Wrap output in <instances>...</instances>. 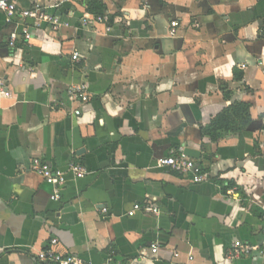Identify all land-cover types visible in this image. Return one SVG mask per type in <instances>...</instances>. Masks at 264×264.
I'll return each mask as SVG.
<instances>
[{
	"label": "crops",
	"instance_id": "crops-1",
	"mask_svg": "<svg viewBox=\"0 0 264 264\" xmlns=\"http://www.w3.org/2000/svg\"><path fill=\"white\" fill-rule=\"evenodd\" d=\"M13 1L66 25L10 48L0 13V264H33L52 239L88 264H264V0H103L108 27L81 26L85 0ZM82 84L88 101L70 102ZM237 103L241 133L201 134ZM185 149L202 183L157 167ZM33 158L87 174L67 173L54 202ZM134 204L159 213L128 216Z\"/></svg>",
	"mask_w": 264,
	"mask_h": 264
},
{
	"label": "built area",
	"instance_id": "built-area-1",
	"mask_svg": "<svg viewBox=\"0 0 264 264\" xmlns=\"http://www.w3.org/2000/svg\"><path fill=\"white\" fill-rule=\"evenodd\" d=\"M47 7L33 6L32 8L23 9L18 7L13 0H0V13L4 16V21L7 24H13L14 29L9 34L8 46L14 48L16 44L21 41L22 43L28 42L32 38L31 29L36 31L40 30L45 33H57L63 26L66 25L62 21L61 16L56 15L48 11ZM93 24L107 25L109 24V16L105 12L103 15H92L85 13L81 19V26L88 27ZM179 24L176 20L169 23L168 35L174 37L177 34ZM108 29V28H107ZM72 61H79V54L77 52L72 54ZM261 67V73L264 78V65L259 63ZM0 95H8L6 93V85L3 80H0ZM67 99L70 102L79 100L81 103L88 101L87 86L85 84L76 85L71 87L67 92ZM74 116H79L80 110H74ZM159 168H169L172 171L178 173L181 176H190L194 184L202 183L205 180V174L202 167L197 164L193 159L184 155L183 150L172 153L169 157L160 158L156 162ZM30 171L36 174L42 179V181L51 187L50 199L54 202L60 200V189L67 182V173H70L74 179H81L87 174V170L79 164L69 165L67 172L55 169L50 166L46 161L41 158H33L30 165ZM228 195H232V191L227 192ZM103 212L106 210L103 209ZM138 211H148L154 215H158V210L155 208L150 209L147 206H141L140 204H134L132 209L127 213L128 216H133ZM261 220L264 222V211L261 215ZM264 235V229L262 230ZM57 244L56 239L50 241L49 246L43 250H39L33 255V264H88L74 256L73 254H61L54 250V246ZM159 246L157 243L150 245V252L156 255ZM250 248L241 245H235L233 254L239 253L248 254ZM173 264H191L193 258L187 257L186 263L178 261L180 254L178 252L173 253ZM116 264H122L117 262Z\"/></svg>",
	"mask_w": 264,
	"mask_h": 264
},
{
	"label": "trees",
	"instance_id": "trees-1",
	"mask_svg": "<svg viewBox=\"0 0 264 264\" xmlns=\"http://www.w3.org/2000/svg\"><path fill=\"white\" fill-rule=\"evenodd\" d=\"M85 9L88 13L98 16L106 12L103 0H85ZM110 23V22H109ZM249 105L237 103L223 111L207 126L201 129V134L216 141L221 133H241L249 121Z\"/></svg>",
	"mask_w": 264,
	"mask_h": 264
},
{
	"label": "water",
	"instance_id": "water-1",
	"mask_svg": "<svg viewBox=\"0 0 264 264\" xmlns=\"http://www.w3.org/2000/svg\"><path fill=\"white\" fill-rule=\"evenodd\" d=\"M183 153L185 156H187L191 159H198L199 158V152L192 150V149H185V150H183Z\"/></svg>",
	"mask_w": 264,
	"mask_h": 264
}]
</instances>
